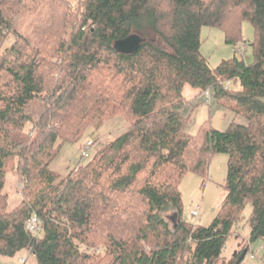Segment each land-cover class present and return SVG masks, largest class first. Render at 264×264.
<instances>
[{"label":"trees","instance_id":"1","mask_svg":"<svg viewBox=\"0 0 264 264\" xmlns=\"http://www.w3.org/2000/svg\"><path fill=\"white\" fill-rule=\"evenodd\" d=\"M242 21L253 28L251 63L236 45ZM204 26L232 45L215 68L200 52ZM131 34L144 40L139 49L116 53L114 42ZM186 87L200 97L209 89L245 123L186 133ZM117 116L128 126L95 149L93 139L89 160L63 178L50 169L63 144ZM217 153L227 155L221 211L206 226L186 222L181 179H204ZM10 166L20 198L11 209ZM246 203L250 239L264 241V0H0V257L223 264ZM33 215L37 235L26 228ZM244 251L228 263L241 264Z\"/></svg>","mask_w":264,"mask_h":264},{"label":"rangeland","instance_id":"2","mask_svg":"<svg viewBox=\"0 0 264 264\" xmlns=\"http://www.w3.org/2000/svg\"><path fill=\"white\" fill-rule=\"evenodd\" d=\"M71 4H76L79 0H69ZM240 34L242 41L236 43L237 47L241 43L244 45L243 55L246 63H251L252 49L250 43L253 40V28L248 21L240 23ZM225 33L222 29L213 27H202L200 30V52L208 61L210 67L215 68L222 60L233 56L232 45L225 41ZM239 55V52H237ZM185 97L190 100L182 113L187 118L188 123L185 131L190 135L199 133V129L205 123H209L216 130L223 131L227 125L235 119L236 123L244 124L245 121L234 116L231 112L223 109L210 94L208 101L206 96H198L197 92L186 87L184 89ZM128 122L121 116L105 121L97 128H90L86 134V139L77 143L63 144L56 154L54 160L50 163V169L60 178L67 175L70 168L78 162L86 161L80 157L81 144L84 141L99 139L94 149L100 143L118 136L126 127ZM93 152V151H92ZM227 173V155L224 153L214 154L208 164L207 176L203 179L197 173L187 172L181 179L179 192L182 201V218L191 224L208 225L221 211L224 196L226 194L224 183ZM17 176L12 167L7 171L4 191L8 195L9 208H13L19 202V195L16 192ZM198 208V216L195 218L191 211ZM163 217L172 226L175 222V216L172 211L164 212ZM251 215V205L246 203L241 210V220L236 226V235L226 240L223 257V264H229V259L246 244L247 252L241 264H261L264 256V241L260 239H250V229L248 219ZM243 254V253H242ZM241 254V255H242ZM240 255V256H241ZM253 256V257H251ZM25 259L24 264H37L34 256L25 251L19 252L14 257H0V264H20L19 260Z\"/></svg>","mask_w":264,"mask_h":264},{"label":"built area","instance_id":"3","mask_svg":"<svg viewBox=\"0 0 264 264\" xmlns=\"http://www.w3.org/2000/svg\"><path fill=\"white\" fill-rule=\"evenodd\" d=\"M240 49L241 51L243 50V46H240ZM226 88H229L231 87V84L230 83H225L224 85ZM210 90L207 89L204 93V95L206 96V100L208 101L209 97H210ZM92 151H93V144L91 142V140H88V141H84L82 144H81V153H80V156L81 158L84 160H89L92 156ZM198 208H196L195 210L191 211V215L193 217H197L198 216ZM26 228L27 230L32 234V235H37V233L39 232V221L37 219L36 216H32L29 221L27 222L26 224ZM253 257V256H251ZM25 259H21L19 260V263L20 264H24L25 263Z\"/></svg>","mask_w":264,"mask_h":264},{"label":"water","instance_id":"4","mask_svg":"<svg viewBox=\"0 0 264 264\" xmlns=\"http://www.w3.org/2000/svg\"><path fill=\"white\" fill-rule=\"evenodd\" d=\"M143 39L136 34H131L124 39H120L114 42L113 49L116 53L123 55L134 54L143 43ZM246 252L244 251L240 258L244 257Z\"/></svg>","mask_w":264,"mask_h":264}]
</instances>
